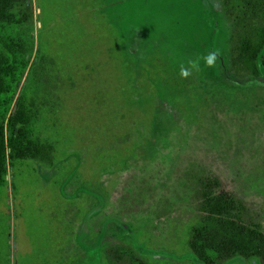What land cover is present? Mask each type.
Returning a JSON list of instances; mask_svg holds the SVG:
<instances>
[{
	"label": "rangeland",
	"instance_id": "1",
	"mask_svg": "<svg viewBox=\"0 0 264 264\" xmlns=\"http://www.w3.org/2000/svg\"><path fill=\"white\" fill-rule=\"evenodd\" d=\"M28 1L0 24L4 139L23 135L5 150L0 264H199L211 175L264 235V69L230 66L238 0ZM26 143L38 157L15 154Z\"/></svg>",
	"mask_w": 264,
	"mask_h": 264
},
{
	"label": "trees",
	"instance_id": "2",
	"mask_svg": "<svg viewBox=\"0 0 264 264\" xmlns=\"http://www.w3.org/2000/svg\"><path fill=\"white\" fill-rule=\"evenodd\" d=\"M225 14L233 22V42L230 66L237 75L256 77L259 68L264 69V0H238L235 8L224 3ZM16 10V18L12 11ZM30 10L28 0H0V24L13 25L25 21ZM9 77L8 68L0 60V182L5 172V150L16 148L23 139L18 131L19 139L5 141L3 117L1 109L2 97L9 91L10 84L5 83ZM11 121V128L24 126L27 119L16 114ZM27 152L33 158L39 156L40 149L26 143L17 149L15 154ZM201 200L199 211L202 213L197 223L191 228L187 241L190 255L199 264H225L234 259L254 260L264 264V235L258 225L244 223L235 217L238 203L225 193L216 194L214 188L218 184L215 176L199 179ZM127 264H141L131 253Z\"/></svg>",
	"mask_w": 264,
	"mask_h": 264
},
{
	"label": "clouds",
	"instance_id": "3",
	"mask_svg": "<svg viewBox=\"0 0 264 264\" xmlns=\"http://www.w3.org/2000/svg\"><path fill=\"white\" fill-rule=\"evenodd\" d=\"M208 63L211 64V59L208 60ZM182 75L186 77L188 75V72L184 71L182 72Z\"/></svg>",
	"mask_w": 264,
	"mask_h": 264
}]
</instances>
